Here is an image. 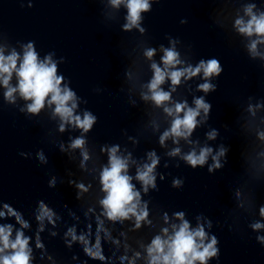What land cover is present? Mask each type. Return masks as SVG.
<instances>
[{"label":"clouds","instance_id":"clouds-1","mask_svg":"<svg viewBox=\"0 0 264 264\" xmlns=\"http://www.w3.org/2000/svg\"><path fill=\"white\" fill-rule=\"evenodd\" d=\"M124 0H111L114 7H118ZM126 7L128 9L127 23L124 29L130 30L133 27H138L141 21V12H148L152 5L149 0H127ZM255 5H250L245 8V14L249 17L247 21L243 18H238L235 21V28L237 31L246 36L256 35L260 39L254 40L249 46V52L253 57L260 55L257 52V43H264V12L259 15L253 12ZM186 22V21H182ZM143 32L144 29L140 28ZM172 47L162 49L164 55L162 62L164 68L161 69L157 64L151 65L153 69V77L148 84L149 94H143L142 99L151 100L157 107L170 101L171 96L169 92H165L160 88V85L165 82V79H170L173 86L181 82V78L191 79L194 76L203 74L205 83L200 84L199 90L204 93L214 92L217 85L210 82L213 77H220L224 69L218 58H210L207 60L201 59L199 63L192 67L189 65L186 68L179 69L176 66L181 63L179 60V53L175 50L176 41H171ZM155 54V49H148L145 51V56L149 59ZM264 59V56H261ZM18 56L13 52L10 56L5 57L0 54V78L2 83L7 88L5 98L9 102H14L13 93L19 91L20 95L25 100L32 102L27 105V111L32 114H38L45 106L46 99L48 104H55L54 113L61 118L60 131H64L65 124H71L83 132H88L97 122V117L90 111H85L83 116L74 115L73 110L76 108L75 93L68 87L61 88L63 80L62 76H57V67L52 62L51 56H46L44 61H40L38 54L30 43L23 56V60L17 68ZM15 72L18 77V86L12 88L9 86L12 73ZM69 102L71 105L69 106ZM195 108L188 107L186 103H177L174 107H165L164 111L173 116L171 127L160 136V144L172 138L174 143H178L180 138L187 139L191 136L193 130L197 127L199 121L197 117L200 116L201 110L205 117L210 115L212 104L206 102L204 97H199L194 100ZM261 105L257 104L255 108L250 104L248 111L255 115V109ZM182 114V115H181ZM218 136L217 130L213 129L207 133L209 140H214ZM260 139L264 140V133L259 134ZM85 139L77 137L72 140L70 147L72 149H83ZM63 151V146H61ZM229 149L221 145L219 149L213 154L211 147H202L197 153L195 150L188 152L181 158L193 169L198 166L203 167L207 164L211 156L212 164L208 166V172L213 173L215 170L222 169L227 164V153ZM118 148L112 147L108 150V163L103 167L99 175V182L101 191L104 194L99 199L100 207L99 215L95 219L96 232L92 234L89 232L87 225L83 230H78L77 225L67 228L64 232L63 239L66 246L71 249L74 244H79L84 255L94 261H99L100 264H107L108 258L104 252L105 243H113L116 241L111 235V230L107 227V223L113 225L124 221L134 219V228L139 229L142 223H150L148 221L147 204H142L141 193L136 189L135 184L132 183L133 177L128 174L127 160L117 155ZM84 160L88 159L86 151H82ZM180 154V149L175 148L168 153L170 156ZM22 156H27L26 153H20ZM37 158L41 164H47V158L43 152L37 153ZM221 158H224V163H221ZM150 163H146L142 168H138L135 179L139 181L143 187V191L147 192L148 188H156V177L153 174L159 163V157L155 152L148 154ZM83 167V161L81 163ZM69 185L75 184L77 189L76 199L80 200L82 195L89 191V187L84 183H77L69 180ZM183 181L174 179L172 186L174 188H181ZM50 188L56 187V178L52 177L48 181ZM240 195L239 192L236 193ZM6 212L0 211V219L14 217L20 225L19 229L15 231V238H12L13 225L0 224V264H32L33 249L30 247L32 237L26 236L23 229L29 228L28 221L22 218V215L8 209V205H3ZM259 215L264 217V204H261ZM177 217L182 223L177 228L173 226L174 233L168 237L167 240L156 236L147 246L148 264H195L200 261V264H207L209 258L217 256L218 248L216 247L218 240L216 236H212L207 244V233L202 226L195 230H190L187 221L183 219V213H177ZM34 219L37 222V242L36 247L41 248L42 244L39 240V234L44 232L46 224L53 228L57 226V221L62 218L57 212L50 207L44 200L37 202V208L34 211ZM253 230L264 228V224L256 222L251 225ZM167 235V229H164ZM52 236L57 235L55 231L50 233ZM257 241L264 245V236H257ZM137 255H139L137 253ZM76 258L75 256L73 257ZM84 264H87L85 261ZM132 264V261H129Z\"/></svg>","mask_w":264,"mask_h":264}]
</instances>
